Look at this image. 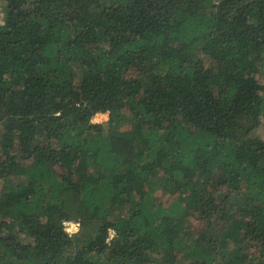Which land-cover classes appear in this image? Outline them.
Masks as SVG:
<instances>
[{
    "label": "trees",
    "instance_id": "obj_1",
    "mask_svg": "<svg viewBox=\"0 0 264 264\" xmlns=\"http://www.w3.org/2000/svg\"><path fill=\"white\" fill-rule=\"evenodd\" d=\"M0 14V264H264V0Z\"/></svg>",
    "mask_w": 264,
    "mask_h": 264
},
{
    "label": "rangeland",
    "instance_id": "obj_2",
    "mask_svg": "<svg viewBox=\"0 0 264 264\" xmlns=\"http://www.w3.org/2000/svg\"><path fill=\"white\" fill-rule=\"evenodd\" d=\"M0 17H1V14H0ZM106 118H107V114L106 113H96L95 115H94V117H93V121H95V122H100V121H104V120H106ZM71 223H75V222H73V221H65L63 224H64V228H65V225L66 224H68V225H70ZM79 227L77 226V229H78Z\"/></svg>",
    "mask_w": 264,
    "mask_h": 264
},
{
    "label": "built area",
    "instance_id": "obj_3",
    "mask_svg": "<svg viewBox=\"0 0 264 264\" xmlns=\"http://www.w3.org/2000/svg\"><path fill=\"white\" fill-rule=\"evenodd\" d=\"M77 226H78V223L75 222V223H71L70 225L66 224L65 225V228L64 230L68 233V234H71L73 232H76L78 229H77ZM112 232H110V235H111Z\"/></svg>",
    "mask_w": 264,
    "mask_h": 264
}]
</instances>
